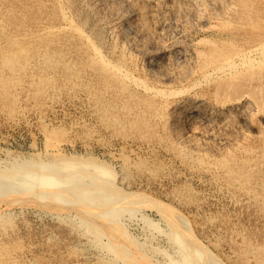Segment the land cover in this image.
I'll list each match as a JSON object with an SVG mask.
<instances>
[{
  "label": "bare ground",
  "instance_id": "6f19581e",
  "mask_svg": "<svg viewBox=\"0 0 264 264\" xmlns=\"http://www.w3.org/2000/svg\"><path fill=\"white\" fill-rule=\"evenodd\" d=\"M253 4H255L253 0H55L60 24L50 27L48 32L55 37L56 33L62 31L67 42L74 43L70 51L78 55V64L83 70V79H88L84 83L86 89L83 97L85 111L88 115H92L102 126L116 129L118 132L123 130H136L137 132L141 130L142 132L143 129L146 136L154 138L153 141L156 140L159 144L164 142L166 144L165 148H168L169 151L174 150L177 159H180L183 164L189 161H199V171L211 172L217 178L231 181L239 179L242 174L244 177L249 174L248 172H251L250 170L254 168V162H257V159L261 156L252 157L254 151L243 144L246 142H243V140L248 139L251 131H249V128L257 121L256 117L259 118L260 123L264 121V79H260V75L264 72V35H258L259 32L257 31L263 29V26L260 29H258V26L260 24L264 25V18L261 17L262 15L257 16L259 10L252 6ZM34 31L36 33V30ZM55 52L56 50L53 51V54ZM53 54L52 56H54ZM60 54L63 57V53ZM72 55L70 53V56L64 62L67 70L72 68L76 62L70 58ZM21 56V49H17L13 53H4L0 57V63L4 68H8L11 73H16L18 71L16 61ZM0 79H5L2 72L0 73ZM5 81L7 79L3 82L5 83ZM76 98L78 97L76 96ZM71 109L73 110V108ZM67 131L65 130V132ZM119 135L121 136V134ZM129 137L131 136L129 135ZM117 144H119V141ZM51 145L55 144L52 143ZM228 147L232 149L230 150ZM48 149L51 148L48 147ZM112 153L110 151V154ZM120 155H123V153H120ZM19 157L10 158L11 160H6L7 158L5 160L0 159V218L17 208L22 210L23 208H35L39 211L43 209L52 210L60 214L69 212V216L88 232L100 250L107 252V260L116 258L122 264H226L215 251L213 252L198 239L194 232L195 229L193 228V230L191 227L193 223H188L185 214L183 215L171 203L157 199L155 194L154 198L153 195H150L151 193L148 194L145 191L136 189L131 190L129 189L130 186L124 187L126 176L125 178L122 175L121 181L123 183L121 184L123 186L115 184L112 179L107 178L108 175L113 177L114 171L105 165L106 163H98L94 161V158L93 160L76 159L60 157V155L47 160ZM114 158L116 159V157ZM122 159H124L123 156ZM193 169H197V167ZM152 178L154 179V177ZM118 181L120 182V180ZM235 182L234 180L233 183ZM135 205H147L157 208L161 212L165 223L167 222L169 228H171L169 231H164L170 248H167L168 245L162 248L158 245L155 246L159 247L157 249L164 255L161 262L156 260L155 257L154 260L151 255L149 256L144 248V250L141 249L139 240L135 238V234L133 237L128 231V224L126 225L123 222L122 216L125 213L128 212L131 217L136 215ZM149 216L141 212L138 219L144 220L151 228L157 225V222ZM175 216L178 218V223L175 221ZM146 237L144 235V239ZM150 239L152 242V238ZM75 246L77 247V245ZM54 251L56 250L54 249ZM72 252L71 254H73ZM4 258L5 260L8 259Z\"/></svg>",
  "mask_w": 264,
  "mask_h": 264
},
{
  "label": "rangeland",
  "instance_id": "374dc122",
  "mask_svg": "<svg viewBox=\"0 0 264 264\" xmlns=\"http://www.w3.org/2000/svg\"><path fill=\"white\" fill-rule=\"evenodd\" d=\"M10 1H11V3H10ZM10 1L9 0H0V18H1L0 19V39H1L0 40V46H1L0 47V57L4 53H13L14 51L16 52L17 49H21L22 56L20 58H18V60L16 61V68L18 70V71H16V73H11L8 68H6V67L4 68L2 66V64L0 63V70L2 72V76L5 78L4 80L7 79V81H5V83L3 82L4 80L0 79V99H2V100H0V159L5 160L7 158L6 160H11L13 158H18L20 156L21 158H30L31 157L34 159L37 158L35 160H47V159H53L54 156H56V155L57 156L60 155V157L62 156V157H67V158L69 157V158H76V159L78 158V159H91V160H93V158H94V161H97L98 163L100 162L103 164L106 163L105 165H107L112 171H114L113 172L114 176L110 177L108 175L107 178L112 179V181H114L115 184L121 186L122 185L121 183H123L121 180L123 177L126 176L127 178L125 177L126 179H124L126 181H124V184H123L124 187L130 186L129 189H131V190L136 189V190L145 191L148 194L151 193L150 195H153L152 197H154V198L156 195L157 199H159L163 202L166 201V203H169V204L171 203V205H173L175 208H177L181 213H183V215L185 214L184 216L187 218L188 223L189 224L193 223L192 226L191 225L190 226L192 227V229L193 228L195 229V230L194 229L193 230L195 232V235L198 237V239L201 240V242H203L213 252L215 251V253L220 258H222V260L226 264H260V263L264 264V248H263L264 247V194H263L264 193V121L262 123H260L259 118L256 117L257 121H255L253 126H251L249 128V131L250 130L251 131L249 133L248 139L243 140V142L246 141L243 144L247 148L252 149L254 151V154L252 155V157L255 158L256 156H259V155H261V156L257 159V162H254L255 163L254 168L252 170H250L251 172H248L249 174H246V172H245V174H246L245 177L242 174V176L239 177V179H237L238 181L236 179H233L231 181L230 180H224L221 178H217L211 172L199 171L198 170L200 167V164H198V163H200L199 161H196V162L195 161H189V162L183 164L180 161V159H177L178 157L174 153V150L169 151L168 148H165L166 144L164 142L162 144H159L156 140L153 141L152 139H154V138H150L148 135L146 136V132L143 129H142V132H141V130H139V132H137L136 130H134V131L123 130V131H121L122 132L121 133L120 131L118 132L116 129L107 128L105 126H102L97 119H94V117H92V115H88L87 112L85 111L86 107L84 106L85 101H84L83 97H84L86 85L84 83H86V81L88 79H83V70H81V68L78 64V55L75 54L74 52L70 51V49L73 47L74 43L67 42V40L65 38V34L62 31L59 33H56L57 35H55V37H53L48 32V29L50 27L57 26L60 24V19L58 17V13L56 10L55 0H50L52 2H50L49 0H44L45 2L43 0H26V1L25 0H10ZM253 1H255V4H253L252 6H254L255 8H257V10H259V14H257V16L262 15L261 17L264 18V15H263L264 14V12H263L264 11V0L263 1L262 0H253ZM31 7H32V9H31ZM20 17H21V19H20ZM9 20H11V21H9ZM8 21H9V23H8ZM1 24L4 25L6 28L4 26H2ZM261 27L263 29L260 31L259 30H257V31L259 32L258 35L263 36L264 35V25L260 24L258 26V29H260ZM14 29H16V30H14ZM34 30H36V33ZM39 30H40V32H39ZM257 38H258V36H257ZM35 44H37V45H35ZM55 50H56V52H55V54H53V51H55ZM32 51H33V53H32ZM49 51H50V53H48ZM61 52L63 53V57H61V54H60ZM70 53L73 54L70 58L76 62L72 68L67 70L64 62L68 59V57L70 56ZM52 54L54 56H52ZM28 55L29 56L31 55V57H29ZM32 55H33V57H32ZM52 61H54V62H52ZM3 70H5L6 72H4ZM58 70H59V72H58ZM35 71H36V73H35ZM20 73H22V74H20ZM10 76H12V77H10ZM260 76H261L260 79H264V72ZM28 83H29V85H28ZM68 84H69V86H68ZM50 87H51V89H50ZM14 88H16V89H14ZM40 88H42V89H40ZM51 90H53V91H51ZM21 92H23V93H21ZM56 93H57V95L54 96V94H56ZM15 95H17V96H15ZM59 96H60V98H59ZM76 96L78 98H76ZM24 97L26 100L24 99ZM65 97H68V98L66 99ZM68 99H70V100H68ZM29 100H30V102H29ZM4 103H6V104H4ZM13 103H15V104H13ZM2 104H4V105H2ZM23 105H25V106H23ZM37 105H38V107H37ZM57 105H59L60 107ZM24 107H26V108H24ZM22 108H24V109H22ZM71 108H73V110ZM39 109L41 110V112ZM4 110L6 113L4 112ZM44 110H46V111H44ZM21 113H23V114H21ZM57 113H59V114H57ZM86 116H88V117H86ZM89 116H90V118H89ZM263 120H264V118H263ZM80 121H82V122H80ZM84 121L86 122L85 124H84ZM34 122H36V123H34ZM92 122H93V124H92ZM45 124H46V126H45ZM72 126H74V127H72ZM99 127H101V128L99 129ZM68 128H69V130H68ZM82 129H84V130H82ZM65 130L66 131L68 130V131L65 132ZM64 132H65V134H64ZM94 132H95V134H94ZM131 132H133V133H131ZM125 133H127V134H125ZM119 134H121V136ZM107 135H108V137H107ZM129 135L131 137H129ZM138 135H139V137H138ZM48 136H50V137H48ZM62 137H64V138H62ZM46 138H48V139H46ZM102 138H104V139H102ZM70 139H71V141H70ZM85 139H86V141H85ZM118 141H119V144H117ZM52 143L55 145H51ZM72 144H74V145H72ZM106 144H107V146H106ZM131 144L134 148L131 146ZM147 144H148V146H147ZM142 146H144V147H142ZM48 147L51 149L47 150ZM167 147H169V146H167ZM57 148H58V150H56ZM104 148H106V149H104ZM228 148L230 150L232 149L231 147H228ZM41 149H43V150H41ZM113 149H114V152H113ZM165 150H166V152H165ZM73 151H74V153H73ZM110 151H111V153L113 152L112 153L113 156H112V154H110ZM160 152H163V153H160ZM37 153H39V154H37ZM120 153L121 154L123 153V155H120ZM156 155H157V157H156ZM85 156H86V158H85ZM122 156L124 157V159H122ZM114 157H116V159ZM117 157H119L120 159ZM140 157H141V160H140ZM167 160L168 161L170 160L169 161L170 163ZM119 161H121V162H119ZM151 161H153V162H151ZM150 162L152 163V165ZM154 162L157 163L158 165L155 164ZM201 162L204 163V161H201ZM163 164H164V166H163ZM136 166H138V167H136ZM152 166H154L155 168L154 167L152 168ZM121 167H124V168H121ZM156 167H158V168H156ZM192 167L193 168L197 167V169H193ZM138 168H140V169H138ZM148 168H150V169H148ZM155 171H157V172H155ZM166 172H167V174H165ZM243 172H244V170H243ZM122 175H123V177H122ZM160 175H162V176H160ZM152 177H154V179ZM118 180H120V182ZM234 180L236 181L235 183H233ZM241 182H243V183L241 184ZM232 186H234V187H232ZM248 191H249V193L247 194ZM176 192H178L179 194ZM254 193L255 194L257 193V194L255 195ZM180 195L182 198L180 197ZM252 196H254V197H252ZM229 200H230V202H229ZM137 206H140V207H137ZM137 206L135 205V208L137 209V210L135 209L136 215L134 217H131V215L128 212L125 213V215L122 216L123 222H125L126 225L128 224L127 225L128 231L133 235V237L135 234V238H137V240H139L138 242H139V246H141V249L142 250L145 249V251L147 252V254H149V256L151 255L152 258L155 257L156 260L161 262L164 255L157 248L167 247V245H168L167 248L168 249L170 248V246L167 242V239L164 235V231H169L171 228H169V225L167 222H166L167 224L165 223V220L161 216V212H159V210H157V208H153V207L147 206V205H137ZM147 207H149L150 209ZM24 210H26V211H24ZM141 212L146 213L147 216L150 215L151 217L150 216L149 217L153 218L157 222V225L152 226L151 227L152 229H151L150 226L147 225L144 220L138 219L139 218L138 216ZM16 213H17V215H16ZM212 215H214V216L212 217ZM127 218L130 220H128ZM0 219H2V220H0V224H1L0 225V232H1L0 233V245H1L0 246V248H1L0 249V260L1 261L4 260L3 262L0 261V264H2V263L3 264L4 263L5 264H11V263L12 264H24V263L25 264H28V263H30V264H45V263L50 264L51 262L53 264H59V263L60 264H68V263L69 264H77V263L78 264H95V263H97V264H99V263L100 264H104V263L105 264H117V263L122 264L120 262V260H118L116 258H113L114 261H113V259L107 260V258H106L107 252L105 250H102V249L100 250L99 246H97L93 242L94 240L88 234V232L85 229H83V227L79 226V224L76 220L72 219L69 216V212H64V213L60 214V213L52 211V210H44L43 209V210L39 211L38 209H35V208H23V210L17 208V209H14L13 211H11L9 214H6V216H2ZM175 219H176L175 220L176 223H178L177 222L178 218L176 216H175ZM158 221H160V222H158ZM12 222H13V224H12ZM167 225H168V227H167ZM60 226H62V227H60ZM161 226H163V227H161ZM164 227H166V228H164ZM137 228H138V230H137ZM9 229H11V230H9ZM146 233H148V234H146ZM158 233H160V234H158ZM144 235H145V237L147 236L145 239H144ZM6 236L9 239L8 238L6 239ZM47 236H48V238H47ZM28 237H30V238H28ZM55 237H57V238H55ZM149 237L152 238V242H151V239ZM18 239H22V240H18ZM149 239H150V241H149ZM49 241H51V242H49ZM38 242H40V243H38ZM148 242H150V243H148ZM8 243H10V244H8ZM56 243H58V244H56ZM74 243H77V244H74ZM141 244L143 245V247ZM151 244H152V246H151ZM4 245H5V247H8V248H5ZM8 245H10V246H8ZM17 245H18V247H17ZM39 245H41V246H39ZM68 245H69V247H67ZM75 245H77L78 248ZM156 245H158L159 247H155ZM35 246H37V247L35 248ZM144 246H146V247H144ZM15 247H16V249H15ZM9 248H10V250H9ZM22 248H24V249H22ZM43 249H45V250H43ZM54 249L56 251H54ZM4 250H6V251L8 250V251L6 252ZM66 251H68V252L66 253ZM21 252H22V254H21ZM59 252H60V254H59ZM71 252L73 254H71ZM92 252H93V254H92ZM77 253H79V254H77ZM23 254H24V256H23ZM32 254H34V255H32ZM87 254H88V256H87ZM2 255H3V257H2ZM37 256H39V257L37 258ZM70 256H72V257H70ZM4 257H6L8 259L5 260ZM27 257H28V259H27ZM45 257H46V259H45ZM40 258L42 261L40 260ZM155 258H154V260H155ZM15 259H16V262H15ZM38 259H39V262H38ZM8 260H9V262H8ZM77 260H78V262H77ZM248 260H250V261L248 262ZM83 262H85V263H83Z\"/></svg>",
  "mask_w": 264,
  "mask_h": 264
}]
</instances>
